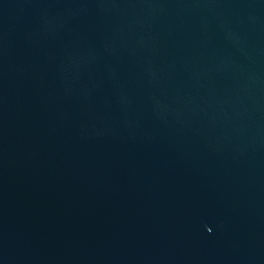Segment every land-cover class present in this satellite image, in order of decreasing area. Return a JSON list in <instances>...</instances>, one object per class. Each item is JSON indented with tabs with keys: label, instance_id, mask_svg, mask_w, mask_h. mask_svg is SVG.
<instances>
[{
	"label": "water",
	"instance_id": "95a60500",
	"mask_svg": "<svg viewBox=\"0 0 264 264\" xmlns=\"http://www.w3.org/2000/svg\"><path fill=\"white\" fill-rule=\"evenodd\" d=\"M0 264H264V0H0Z\"/></svg>",
	"mask_w": 264,
	"mask_h": 264
}]
</instances>
